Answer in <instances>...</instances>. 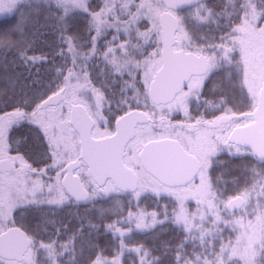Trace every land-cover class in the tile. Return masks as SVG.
<instances>
[{"label":"snow or ice","instance_id":"obj_1","mask_svg":"<svg viewBox=\"0 0 264 264\" xmlns=\"http://www.w3.org/2000/svg\"><path fill=\"white\" fill-rule=\"evenodd\" d=\"M0 18V264H264V0Z\"/></svg>","mask_w":264,"mask_h":264},{"label":"trees","instance_id":"obj_2","mask_svg":"<svg viewBox=\"0 0 264 264\" xmlns=\"http://www.w3.org/2000/svg\"><path fill=\"white\" fill-rule=\"evenodd\" d=\"M11 22L10 18L9 20H5L3 18H0V30H2L3 28H5L7 26V23ZM4 87V82L2 80H0V88Z\"/></svg>","mask_w":264,"mask_h":264}]
</instances>
